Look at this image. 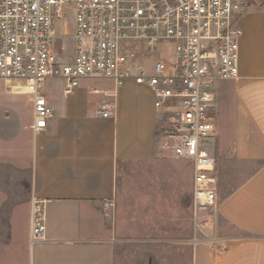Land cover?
Segmentation results:
<instances>
[{"label": "crops", "instance_id": "0c3cea01", "mask_svg": "<svg viewBox=\"0 0 264 264\" xmlns=\"http://www.w3.org/2000/svg\"><path fill=\"white\" fill-rule=\"evenodd\" d=\"M239 27V78L216 91L210 227H195L193 164L157 155L165 113L149 87L85 79L66 96L65 83L53 80L45 131L35 135L31 121L21 129L32 136L30 148L0 147V264H264V2L251 4ZM105 100L108 118L98 114ZM171 167L175 192L160 186L159 210L137 212L138 195L157 191L154 178ZM33 197L51 200L38 241Z\"/></svg>", "mask_w": 264, "mask_h": 264}, {"label": "built area", "instance_id": "2783aa9c", "mask_svg": "<svg viewBox=\"0 0 264 264\" xmlns=\"http://www.w3.org/2000/svg\"><path fill=\"white\" fill-rule=\"evenodd\" d=\"M264 0H0V83L13 82L31 106L35 135L54 115L46 86L65 83L72 96L81 81L133 80L149 87L165 113L157 155L194 167L197 230L210 227L218 202L215 104L221 81L239 78V20ZM72 15L74 56L64 62L54 44ZM64 22V24L62 23ZM105 100L98 114L108 118ZM51 200L32 199L31 235L44 238ZM113 207L105 204L106 216ZM213 246L215 242H210ZM220 249L215 250L216 253Z\"/></svg>", "mask_w": 264, "mask_h": 264}, {"label": "rangeland", "instance_id": "374dc122", "mask_svg": "<svg viewBox=\"0 0 264 264\" xmlns=\"http://www.w3.org/2000/svg\"><path fill=\"white\" fill-rule=\"evenodd\" d=\"M67 27H65L64 33H63V27L62 24L59 25V32L60 35H62V38L59 41H56L54 44L55 51L59 54L60 58L64 62H69L73 59L74 56V40L72 38L73 34V18L72 15H70L67 19ZM64 24V22H62ZM49 86V82L47 84ZM16 86L13 82H2L0 83V147L1 145L6 146L10 148V150H13L16 152L19 141L22 143V145L28 149L31 147L32 142V136L28 131H22L21 129L23 126L30 125V122L32 121V117L30 116V110L31 106L27 101L26 96L22 94H18L16 92V89L14 88ZM27 127V126H26ZM213 147L216 144V139L214 141L210 142ZM1 160V158H0ZM7 161V160H6ZM11 162H17L16 159H10ZM27 164H32V158H26L24 161ZM174 162L171 160L169 164L171 166H175ZM172 168V167H171ZM175 168V167H174ZM11 172V176H12ZM177 173L172 168L165 177H163V180L160 176L154 178V181H157L159 183V186L157 183L153 184V189L155 187L157 188V191H154L152 194H141L138 192L139 201L137 204H135V208L137 212L146 211L148 213H155V211L159 210L160 203L158 202V196H159V188L160 186L167 187V191H170L174 193L173 190L176 188V179H177ZM235 177H238L236 175ZM160 179V180H159ZM236 180V179H235ZM163 184V185H162ZM135 190H142V184H136L134 187ZM122 190H125L124 188ZM125 191L121 194L123 196ZM136 193V192H135ZM142 196V200H141ZM171 196V195H170ZM121 205L123 206L124 203L122 202ZM161 210V209H160ZM171 212V211H170Z\"/></svg>", "mask_w": 264, "mask_h": 264}, {"label": "bare ground", "instance_id": "6f19581e", "mask_svg": "<svg viewBox=\"0 0 264 264\" xmlns=\"http://www.w3.org/2000/svg\"><path fill=\"white\" fill-rule=\"evenodd\" d=\"M19 94V93H18Z\"/></svg>", "mask_w": 264, "mask_h": 264}]
</instances>
